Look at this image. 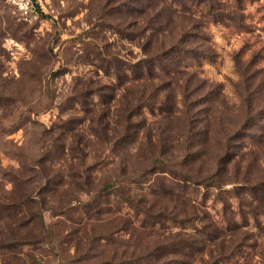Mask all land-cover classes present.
I'll return each mask as SVG.
<instances>
[{"label": "rangeland", "instance_id": "374dc122", "mask_svg": "<svg viewBox=\"0 0 264 264\" xmlns=\"http://www.w3.org/2000/svg\"><path fill=\"white\" fill-rule=\"evenodd\" d=\"M44 2L46 12L42 20L35 25H25L0 0V16H10L21 26L18 38L0 40V91H7L16 101L0 108V199L2 202L12 201L23 195L27 188L34 187V174L26 171L24 166L28 167L41 156L39 139L45 135V144L51 150V158L46 165L56 171L57 181L66 182L60 187L54 185L56 190L47 195L50 197L47 206L57 207L60 201L79 199L80 202H71L72 213L77 219L81 215L77 210L80 203L86 202L89 196L69 183L72 170L84 173L82 177L76 176L77 180L89 175L95 185H102L114 180L124 167L143 168L147 160L145 151L140 150L142 144L146 148V136L149 134L153 138L161 126L174 137L181 130L182 122L164 120L162 124L160 116L152 115L148 110L137 118L126 115L125 107L133 100L132 86L129 82L120 84L110 64L118 59L134 63L144 58L140 41L131 39L137 32L141 44H145L152 35L147 28H140L146 18L139 20L138 28H133L132 23L138 19L137 14H132L134 0ZM245 7L246 21L254 30L252 34H239L211 24L207 28L219 59L215 65H206L198 71L200 80L212 85L200 95L213 92L212 101L194 111L202 123L206 115L213 117H210V136L205 144L207 154L201 159L204 171L213 168L215 159L222 154L224 146L220 131L230 135L241 130V121L244 115L249 114L248 109L252 110L250 114L257 115L255 118L264 115V82L261 81L264 72L263 78L247 87L240 81L237 70L238 67L243 70L251 55L258 52L261 58L257 67L264 70V0L246 3ZM244 48L246 52L244 60H241L237 55ZM197 83L195 81V85ZM247 90L250 96L244 94ZM176 116L180 117H173ZM256 133L258 135L254 139L232 141L233 151H238L239 156L232 164L224 166L225 181L230 182L221 189L223 192L205 188L191 190L197 191L191 197L197 201L195 205L198 208L195 227H207L208 230L222 228L221 239L209 247L213 255L217 256L222 246L229 251L232 245L241 244L231 264H264V206L263 214L254 217L247 205L240 208L238 201L227 193L246 181L252 184L264 182V129ZM83 159L85 166H82ZM83 168L87 173L82 171ZM17 176L26 183L24 189L22 186L16 188L13 183ZM154 179L155 183L131 184L132 198L148 206L160 207L169 203L172 210L181 211L178 198L168 196L159 199L151 191L150 184L159 190L162 184H169L171 178L160 174ZM240 198L249 200L244 194ZM112 199L110 213L97 216L98 220L81 217L80 225L54 217L50 211L45 212L46 225L53 226L62 237L60 241L54 239L55 250L42 230L34 228V223L21 228L14 226L20 239L38 242L43 237L41 242L24 246L17 253L26 260L34 258L39 264H95L101 259L92 258V254L82 262L76 260L87 249L88 240L83 237L87 233L90 236H110L109 241H101L96 253L103 260L112 258L119 249V243L130 241L132 233L140 230L134 211L127 207L118 211L112 204L115 197ZM181 205L183 211L191 213L189 203L185 207L182 202ZM127 221L131 224L130 233L122 230ZM233 224H237L239 229L226 232L225 229L233 227ZM183 232L173 226L165 235H186L193 230ZM138 235L135 233L143 244L165 237L162 231L155 236ZM204 258L208 259V256Z\"/></svg>", "mask_w": 264, "mask_h": 264}, {"label": "trees", "instance_id": "16d2710c", "mask_svg": "<svg viewBox=\"0 0 264 264\" xmlns=\"http://www.w3.org/2000/svg\"><path fill=\"white\" fill-rule=\"evenodd\" d=\"M259 1L134 0L132 14H137L138 19L132 23L133 28H138L139 20L146 18V22L140 28H147L152 35L145 44H141L137 32H134L131 39L140 41L139 46L143 50L144 58L134 63L118 59L110 64L120 84L129 82L132 86L133 100L125 107L126 115L137 118L148 110L150 114L160 116L162 124L164 120L182 122L181 130L173 137L170 131L160 126L153 138L149 134L145 135L146 148L142 144L140 151H145L146 165L143 168L137 166L136 169L124 167L114 180H108L102 185H95L89 175L82 180H77L76 176L82 177L84 173L72 170L69 183L89 196L86 202L80 203L77 210L81 215L77 219L72 213L71 202L74 200L80 202L79 199L60 201L57 207L47 206V200L50 199L47 195L56 190L54 185L60 187L66 182L57 181L56 171L46 165L51 158V150L45 144V135H41L39 139L41 156L32 161L28 167L24 166L26 171L34 174V187L27 188L23 195H18L17 199L12 201L2 202L0 199V264H39L34 258L32 261L21 258L17 252L24 246L41 242L43 237L38 242L20 239L17 228L34 223V228L42 230L43 236L55 250V241H60L62 237L55 232L53 226L46 225L45 212L50 211L54 217H62L71 224L80 225L81 217L98 220L97 216L110 213L112 208L109 205L113 200L112 196L115 197L112 204L118 211L124 210L125 207L134 211L140 230L132 233L133 237L130 241L119 243V249L113 253L112 258L107 260H103L96 251L101 241L105 239L109 241L110 236L84 234L83 237L88 240L87 249L76 259L78 262L84 261L85 257L92 254V258L101 259L95 264H231L241 244L232 245L229 251L222 246L219 254L214 256L209 247L221 239L222 228L208 230L207 227L201 229L195 227L198 208L195 205L197 201L191 197L195 196L196 189L221 190L227 182H230L225 181L224 166L232 164L239 156L238 151H233L232 141L242 138L254 139L258 135L256 132L264 129V115L255 118L257 115L250 114L252 110L248 109L249 114L244 115L241 121V130L230 135L220 131L224 149L222 148V154L215 159L213 168L204 171L201 159L205 158V144L210 136L209 123L212 122L213 117L204 114L206 116L203 124L202 119L194 111L195 108L208 105L212 101L210 97L213 92L207 91L204 95H200V92L207 90V86L212 85L204 79L200 80L198 71L206 65H215L219 59L215 48L211 45L212 39L207 32L208 25L235 30L239 34H252L254 30L246 21L245 4H254ZM137 2L139 4H136ZM20 27V24H16L15 19L10 16L5 18L0 16V40L8 37L18 38ZM245 52L244 48L237 57L244 60ZM260 58L259 52L253 54L243 70L237 68L240 81L247 87L251 86V82L263 78L264 70L257 67ZM241 66L243 67V63ZM195 81L199 83L195 85ZM261 81L264 82V78ZM244 94L250 96V91L247 90ZM14 101L13 95L7 91L6 93L0 91V108L6 104L11 105ZM174 115L180 117H173ZM29 122L35 124L32 121ZM85 157L86 155L83 156ZM82 162V166H85L86 161L83 159ZM82 171L87 173L86 168ZM160 174L171 179L169 184H162L159 190L153 183L150 184L153 195L159 199L168 196L178 198L181 211L172 210L169 203H164L160 207L148 206L132 198L131 184L155 183L154 177ZM13 183L16 188L26 187V183L20 176L15 177ZM192 188L196 189L191 191ZM227 193L230 194L229 197L238 201L240 208L247 205L254 217L263 214L261 212L264 206V182L252 184L251 181H246ZM242 194L249 200L241 199ZM181 202L184 207L190 204L191 213H187L185 209L183 211ZM22 217L26 219L23 220ZM130 225L127 221L122 230L130 233ZM173 226L179 228L181 232L189 229L193 230V233L166 236L165 233ZM232 226L225 231L236 232L239 229L237 224ZM160 231L165 237L158 238L150 244H143L135 237L137 232L138 237H142L141 234L155 236ZM205 255L208 259L204 258Z\"/></svg>", "mask_w": 264, "mask_h": 264}, {"label": "built area", "instance_id": "2783aa9c", "mask_svg": "<svg viewBox=\"0 0 264 264\" xmlns=\"http://www.w3.org/2000/svg\"><path fill=\"white\" fill-rule=\"evenodd\" d=\"M15 18L25 25H35L46 12L44 0H3Z\"/></svg>", "mask_w": 264, "mask_h": 264}]
</instances>
